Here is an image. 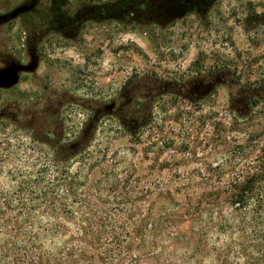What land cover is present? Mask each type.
Listing matches in <instances>:
<instances>
[{"label": "rangeland", "instance_id": "rangeland-1", "mask_svg": "<svg viewBox=\"0 0 264 264\" xmlns=\"http://www.w3.org/2000/svg\"><path fill=\"white\" fill-rule=\"evenodd\" d=\"M25 1L0 0V14ZM103 1L62 0L70 13ZM206 3L162 24L86 20L73 36L41 31L48 22L42 8L0 24V66L7 56L28 63L26 33L43 36L35 71L0 89V103L19 100L10 109L18 123L33 121L55 136L98 121L91 144L107 146L108 164L125 160L145 183L161 184L150 199L161 186L180 200L208 191L206 166L250 135L264 144V0ZM4 132L16 134L13 124Z\"/></svg>", "mask_w": 264, "mask_h": 264}, {"label": "trees", "instance_id": "trees-1", "mask_svg": "<svg viewBox=\"0 0 264 264\" xmlns=\"http://www.w3.org/2000/svg\"><path fill=\"white\" fill-rule=\"evenodd\" d=\"M205 5L148 4L161 24ZM19 104L0 103V264H264L258 134L206 166L208 191L180 200L161 186L150 199L147 192L161 184L145 183L125 160L108 164L107 146L91 144L98 121L88 131L76 126L55 136L33 121L21 126L10 111ZM8 124L16 134L4 132Z\"/></svg>", "mask_w": 264, "mask_h": 264}, {"label": "flooded vegetation", "instance_id": "flooded-vegetation-1", "mask_svg": "<svg viewBox=\"0 0 264 264\" xmlns=\"http://www.w3.org/2000/svg\"><path fill=\"white\" fill-rule=\"evenodd\" d=\"M28 1L29 0L25 2ZM44 1L48 3L45 4L42 3L43 2L42 0H36L34 6L31 9L20 13L17 17L30 13L31 11H35L38 8H42L44 12H48L47 14L48 22L45 25L46 27L44 28L42 27L41 31L43 32L55 31L63 34H65L64 33L65 31L67 32L66 33L67 36L68 35L73 36L77 28L82 23V21H86V20H95V19L122 20L123 18L125 19L128 18L137 21L145 18L148 21L151 22L154 21L153 9H151V7L148 6V4L151 3L153 0H109V1L105 0L102 3H85L82 7L77 8L72 13L65 10V4L62 2V0H44ZM42 4H44L45 6H43ZM206 4L208 5V3ZM197 11L198 10H192L188 13L197 12ZM3 23L5 22H0V24ZM26 34L28 38L27 46H28L29 54H33L37 59V63H39V55H38L36 43L43 36L41 35V37H38L39 35L38 29L35 30L30 29L29 32ZM12 63H22V62L15 59L14 57L7 56L2 60V65L0 66V68L9 66ZM21 73L22 72H19V79ZM0 89L4 90L9 88H0Z\"/></svg>", "mask_w": 264, "mask_h": 264}, {"label": "water", "instance_id": "water-1", "mask_svg": "<svg viewBox=\"0 0 264 264\" xmlns=\"http://www.w3.org/2000/svg\"><path fill=\"white\" fill-rule=\"evenodd\" d=\"M36 0H29L23 4H20L10 11L0 14V22H8L20 13L31 9ZM37 67V59L31 54L30 61L26 64L12 63L9 66L0 68V88H10L19 81V72H34Z\"/></svg>", "mask_w": 264, "mask_h": 264}]
</instances>
